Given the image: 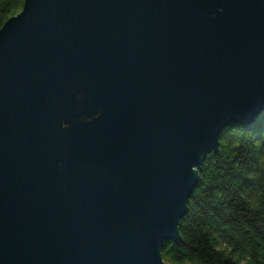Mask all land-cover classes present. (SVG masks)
Masks as SVG:
<instances>
[{"label": "water", "instance_id": "water-1", "mask_svg": "<svg viewBox=\"0 0 264 264\" xmlns=\"http://www.w3.org/2000/svg\"><path fill=\"white\" fill-rule=\"evenodd\" d=\"M264 114V0H24L0 28V264H167L209 152Z\"/></svg>", "mask_w": 264, "mask_h": 264}, {"label": "trees", "instance_id": "trees-1", "mask_svg": "<svg viewBox=\"0 0 264 264\" xmlns=\"http://www.w3.org/2000/svg\"><path fill=\"white\" fill-rule=\"evenodd\" d=\"M24 0H0V28ZM180 222V241L164 242L167 264H264V114L232 125L209 152Z\"/></svg>", "mask_w": 264, "mask_h": 264}]
</instances>
